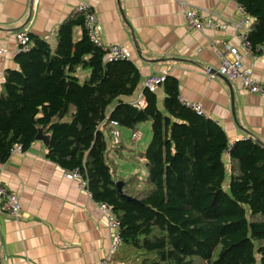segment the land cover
Returning a JSON list of instances; mask_svg holds the SVG:
<instances>
[{
	"label": "trees",
	"instance_id": "trees-1",
	"mask_svg": "<svg viewBox=\"0 0 264 264\" xmlns=\"http://www.w3.org/2000/svg\"><path fill=\"white\" fill-rule=\"evenodd\" d=\"M234 1L250 18L245 42L261 54L264 0ZM27 35L17 68L0 85V162L14 144L26 151L47 134L45 157L76 169L91 198L110 206L121 246L138 251L135 264H264V142H230L217 122L180 101L174 76L160 85L162 110L146 89L141 107L120 100L138 87L139 70L131 60H103L82 13L60 22L54 45ZM78 69L89 70L82 81ZM112 120L130 132L149 122L150 139L137 155L144 178L115 174L108 154L120 146L106 143Z\"/></svg>",
	"mask_w": 264,
	"mask_h": 264
},
{
	"label": "crops",
	"instance_id": "crops-1",
	"mask_svg": "<svg viewBox=\"0 0 264 264\" xmlns=\"http://www.w3.org/2000/svg\"><path fill=\"white\" fill-rule=\"evenodd\" d=\"M81 2L95 12L102 27V43L126 45L129 59L139 70L138 87L120 100L133 104L142 90L140 83L148 75L174 76L180 100L198 103L204 116L217 122L230 142L246 137L264 142V97L244 90L236 80H229L228 86L214 73L219 66L214 47L228 43L240 48L236 26L240 13L234 0H0V85L4 72L17 68V35L26 31L54 45L56 28ZM182 2L211 15L224 27L203 31L188 28ZM80 33L75 29L74 38ZM263 49L264 45L258 55L240 52L243 67L264 84ZM88 73V69L76 71L82 80ZM155 94L156 106L162 110V87ZM141 127L147 132L146 124ZM130 134L125 140L120 132V148L114 153L122 156L123 148L135 157L146 147L148 141L141 150L125 146V142L132 144ZM47 141L48 135L40 133L26 151L9 154L0 162L1 182L15 191L21 202L17 218L0 209V263L98 264L106 254L109 229L89 192L70 179L68 171L45 157ZM106 143L108 148L112 146L107 136ZM141 159L139 176L144 178ZM128 175L131 173L124 171L118 176ZM119 250L112 262L117 261Z\"/></svg>",
	"mask_w": 264,
	"mask_h": 264
},
{
	"label": "built area",
	"instance_id": "built-area-1",
	"mask_svg": "<svg viewBox=\"0 0 264 264\" xmlns=\"http://www.w3.org/2000/svg\"><path fill=\"white\" fill-rule=\"evenodd\" d=\"M186 19L188 28L196 31H203L207 28L218 30L224 27L222 22L215 21L211 15H204L198 8H192L186 6L184 2L181 3ZM240 13V19L236 26L239 29L238 39L240 41V48L234 47L228 43H223L221 47H214V52L219 58V66L217 72L225 76L228 80H236L239 82L241 87L250 92L264 97V84L255 79L251 72L243 67L241 50L246 53H251L248 44L245 42L246 35L249 28L250 18L245 13L243 8L238 5ZM74 11L77 13L84 14V28L90 40L101 47L103 51V60L115 61V60H129L128 48L126 45L121 43L104 44L100 40L101 25L96 17L95 12L91 9V6L87 3H78L74 7ZM28 45V35L26 31L20 32L17 35V51L26 50ZM264 52V49H263ZM3 54V49L0 47V55ZM252 54V53H251ZM208 72V70H206ZM209 73V76H212ZM164 74H151L146 76L141 84L142 90L138 94L133 105L141 107L144 104L143 90L146 89L150 92H156L161 83L164 81ZM180 99V98H179ZM185 105L195 108L199 114H203V109L198 103H189L182 101ZM110 130L107 133L109 139V146L118 144L120 142V131L118 129L117 121H110ZM141 134L135 131L131 134L130 140L133 144L139 141ZM21 146L14 144L10 149V155L15 153H21ZM66 175L70 179L78 181L79 186L82 189H86V181L83 179L78 171L67 172ZM101 214L105 220V224L110 232L109 244L106 250V254L100 259L98 264H121L112 262L113 255L119 250L122 245L120 237L119 221L116 219L110 206L106 203L97 202ZM0 209L7 213L12 218H17L21 211V202L18 194L11 188L3 184L0 180Z\"/></svg>",
	"mask_w": 264,
	"mask_h": 264
},
{
	"label": "rangeland",
	"instance_id": "rangeland-1",
	"mask_svg": "<svg viewBox=\"0 0 264 264\" xmlns=\"http://www.w3.org/2000/svg\"><path fill=\"white\" fill-rule=\"evenodd\" d=\"M78 78L80 80H82L81 76L78 77ZM189 103L192 104L193 102H189ZM191 108L195 109L193 107H191ZM201 115H204V113L201 114ZM143 124H146L148 126L147 132H146V128L141 127ZM149 128H150V124L148 122L140 123L138 125L137 129H138V132L139 131L141 132V133L140 132L139 133L142 134V138H140L139 142L137 141L138 142L137 144L135 143L136 145L133 144L132 142H131L132 144H130L129 142L127 144V142H125V146H128V148H131V150H137V146H138V149L141 150L143 148L142 145H144L145 142L149 141V139H150V129ZM119 130H120L121 135L123 136V138L126 140V137L129 136V134H130V131L122 129V128L119 129ZM135 131H137V130L132 131L131 134L133 132H135ZM131 134H130V137H131ZM121 154H122V156H119L116 153H114V151H111L110 154H109V156H110V158H111V160L113 162L117 161V163H116L117 167H115V174L117 176L118 175H122V173L125 171L127 173H131V175H133L135 173H137L138 175H141V165H142L141 157L129 156V155H133V153H130V150H124L123 148L121 149ZM128 176H130V175H128ZM128 176H126V177H128ZM126 177H124V178H126ZM137 254H138V251L136 249H134L130 245L124 244L123 246H121L119 252L116 255V257H117L116 263L135 264V263L138 262Z\"/></svg>",
	"mask_w": 264,
	"mask_h": 264
},
{
	"label": "water",
	"instance_id": "water-1",
	"mask_svg": "<svg viewBox=\"0 0 264 264\" xmlns=\"http://www.w3.org/2000/svg\"><path fill=\"white\" fill-rule=\"evenodd\" d=\"M215 71V70H214ZM218 77H220L228 86H230V82H229V80L225 77V76H223V75H221V74H219L217 71H215L214 72ZM40 134V133H39ZM38 134V135H39ZM37 135V136H38ZM121 186H122V182L121 181H117L116 182V187L118 188V190L120 191V189H121ZM1 264V263H0Z\"/></svg>",
	"mask_w": 264,
	"mask_h": 264
}]
</instances>
